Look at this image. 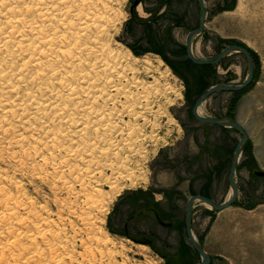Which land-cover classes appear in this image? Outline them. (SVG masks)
Returning <instances> with one entry per match:
<instances>
[{
    "label": "bare ground",
    "instance_id": "6f19581e",
    "mask_svg": "<svg viewBox=\"0 0 264 264\" xmlns=\"http://www.w3.org/2000/svg\"><path fill=\"white\" fill-rule=\"evenodd\" d=\"M117 1L0 0V161L17 172L32 163L35 178L73 197L67 212L87 226L91 264L117 263L98 224L117 195L147 182L146 164L166 139L162 119L170 135L177 122L168 106L182 97L168 70L162 84L148 58L116 41L125 18ZM17 179L0 167V264L77 262L76 241L60 227L66 218L34 206ZM32 235L31 246L22 241Z\"/></svg>",
    "mask_w": 264,
    "mask_h": 264
},
{
    "label": "rangeland",
    "instance_id": "374dc122",
    "mask_svg": "<svg viewBox=\"0 0 264 264\" xmlns=\"http://www.w3.org/2000/svg\"><path fill=\"white\" fill-rule=\"evenodd\" d=\"M134 1L116 3L125 16L116 41L130 51L132 58H148L155 77L168 70L166 82L177 86L182 97L168 106L177 122L170 135L167 120L162 119L160 135L166 139L146 164L147 182L117 195L105 223L98 227H103L115 241L116 264H196L201 258L185 231L187 201L192 195H203L219 203L229 198V169L241 135L231 128L198 122L192 108L197 97L211 86L243 83L248 67L241 53H232L215 66H197L188 59L186 38L199 24L198 0H143L133 7ZM207 4L205 30L193 42L195 55L213 59L228 45H243L255 61V77L246 89L214 94L200 108L204 117L237 121L247 132L248 140L235 176L239 187L236 203L215 211L196 202L193 233L211 257L210 264H264V0H207ZM140 76L152 81L148 75ZM159 79L165 83V78ZM29 165L26 172H17L12 163L0 161L1 170L22 182L25 198L32 199L34 206L47 203L53 219L58 220L59 214L66 218L60 227L66 225L67 236L76 242L79 239L74 248L70 247L76 254L77 262L73 264H81L82 259V264H91L86 257H91L86 247L90 237L87 226L77 215L69 216L67 212L73 197L66 192H52L50 184L32 175ZM104 189L108 191V187ZM62 199L69 202L67 206ZM62 209H66L65 213ZM96 211L92 215L98 216ZM82 227L84 230L79 229ZM101 235L98 230L92 234L99 240ZM34 237L22 241L31 246ZM141 246L146 250L139 251ZM95 254L99 261V253Z\"/></svg>",
    "mask_w": 264,
    "mask_h": 264
},
{
    "label": "water",
    "instance_id": "95a60500",
    "mask_svg": "<svg viewBox=\"0 0 264 264\" xmlns=\"http://www.w3.org/2000/svg\"><path fill=\"white\" fill-rule=\"evenodd\" d=\"M141 3V0H135L133 7H137ZM199 8H200V19L198 27L192 31H190L186 38V53L188 59L195 65L198 66H215L218 65L224 58L231 55L232 53H241L246 60L247 67H248V75L245 81L238 85H222V86H211L205 91L201 93V95L196 99V102L192 108V113L194 118L203 124L219 126L222 128H231L237 131L241 135V139L238 142L237 147L235 148L234 154L232 156L231 165L229 169L228 175V182L231 188V194L229 198L224 201L223 203H219L212 198L203 196V195H192L186 205V214H185V231L187 235V239L189 243L192 245L194 250L200 256L201 261L196 264H210L211 257L207 255L203 246L197 240L193 233L192 222H193V208L196 202H201L208 207L212 208L215 211H222L227 208L233 206L238 197H239V187L236 184L235 176L237 172V167L240 161L241 153L243 146L245 145L246 141L248 140V134L237 121L233 119H217V118H209L204 117L199 113V109L201 106L214 94L221 93V92H239L246 89L254 80L255 77V61L251 52L239 44H232L226 46L216 57L213 59H200L198 58L194 51H193V42L194 39L203 33L205 30L207 15H208V4L207 0H198ZM258 175H262L263 173H257ZM159 223L163 226H167L164 222L159 220Z\"/></svg>",
    "mask_w": 264,
    "mask_h": 264
},
{
    "label": "trees",
    "instance_id": "16d2710c",
    "mask_svg": "<svg viewBox=\"0 0 264 264\" xmlns=\"http://www.w3.org/2000/svg\"><path fill=\"white\" fill-rule=\"evenodd\" d=\"M239 45H240V44H239ZM242 46H243V45H242ZM243 47H245V46H243ZM245 48H246V47H245ZM248 50H249V49H248ZM249 51H250V50H249ZM197 66H198V65H197ZM206 66H210V65H206ZM202 67H205V66H202ZM198 97H199V96H198ZM198 97H197V98H198ZM195 102H196V101H195Z\"/></svg>",
    "mask_w": 264,
    "mask_h": 264
},
{
    "label": "flooded vegetation",
    "instance_id": "af4514ba",
    "mask_svg": "<svg viewBox=\"0 0 264 264\" xmlns=\"http://www.w3.org/2000/svg\"><path fill=\"white\" fill-rule=\"evenodd\" d=\"M143 0H141V2H142Z\"/></svg>",
    "mask_w": 264,
    "mask_h": 264
}]
</instances>
